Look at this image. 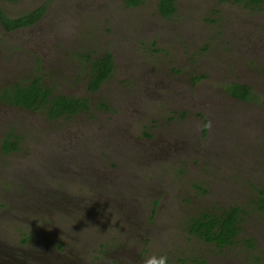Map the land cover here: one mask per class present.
I'll return each mask as SVG.
<instances>
[{"label": "rangeland", "instance_id": "374dc122", "mask_svg": "<svg viewBox=\"0 0 264 264\" xmlns=\"http://www.w3.org/2000/svg\"><path fill=\"white\" fill-rule=\"evenodd\" d=\"M44 1L47 0H32L35 5L20 9H15V6L20 7L22 3L8 6L0 2V5L9 17H15L16 14L45 4ZM230 1L232 3L226 0H177L176 13L165 20L156 13L157 0H144L141 8H125L124 14L118 15L113 21L111 18H114V13L124 9L119 6V0H76V8L81 11L78 31H82L85 40L82 50L93 51L94 55L98 56L104 50L116 48L119 51L117 64L125 67L119 63L126 59L120 50L128 51L131 44H124L128 47L120 45L115 29L128 25L136 18L145 19V16L151 23L140 26L146 27L147 30L132 27V33L128 36V42L136 41L140 44L139 48H144L142 50L145 52L149 51L137 54V58L143 59L145 63L166 60L169 63L165 65L166 68L185 66V69H188L191 66L184 62L188 54L201 58L213 54L212 52L224 45L233 46L235 44L229 39L232 40L231 35L235 32L249 37L247 42L251 45L256 42V36L262 35V41L257 44L264 45V5L257 8L246 1ZM232 16L236 19V27L233 29L231 23H227ZM240 16H249L248 26L243 31L238 23ZM50 17L51 13H47L37 27L45 29L41 36L45 38L44 44L50 37L56 36L50 26ZM150 28H154V33ZM137 30L155 35L150 38L142 32L137 37ZM165 35L168 37L163 40ZM23 41L22 37L4 35L0 27V46L6 49L9 47L7 50L10 51L14 50L15 46H23ZM152 41H156L154 47ZM145 43L147 47L142 45ZM207 47L210 49L207 50ZM28 48L35 54L33 47ZM182 49L185 50V55L182 54ZM203 50L206 51L202 52ZM14 53H17L16 49ZM241 55L238 52L233 55L231 52V59L221 58L215 61L240 65L239 59L235 57ZM5 59L11 58L6 55ZM25 61L27 63L23 64L22 61L19 67H25L22 76L31 79L36 73L35 57ZM251 61L253 60L250 59L249 63ZM263 61L264 58H261L259 65ZM199 62L201 67L203 64L208 66L209 74L217 68L213 63H202L200 59ZM89 63L83 62L84 69ZM73 69L78 70L80 77L82 69ZM192 75L196 74L193 72ZM189 76L184 73L177 76L181 80L171 81L188 85L191 81L187 80ZM121 77L123 75H112L103 92L109 96H94L91 100L93 107L98 106V100L99 103H105L106 99L109 101L113 96L110 92L124 86L125 80H119ZM45 80L49 86L52 82L59 84L56 86V92L65 91L75 97L87 94L86 80L81 78L73 80L69 76L64 80L55 81L46 77ZM4 81L9 83L15 80ZM217 82L218 80H203L199 87L204 83V88L210 89L211 83ZM152 104L155 109L158 108L154 111L155 115L133 111L128 120L122 119V126L127 124V129L137 136V140L142 141L143 131L156 129L158 122L151 120L163 119L158 113L174 116V111L179 109L166 100L156 99ZM200 106H203V103H200ZM242 109L244 108H241L240 112ZM202 110L204 107H200L199 111ZM22 112L20 116L10 114L9 120L10 124L18 127L17 132H20L18 152L2 151L3 141L10 128L7 130L0 125V264H93L98 255L109 260L105 257L108 253L104 254L107 248L110 249L107 252L113 251L116 256L113 260H119L120 264H123L125 256L129 257L127 253L133 257L130 264L138 260L141 254L144 258L136 264H144L145 260L153 255H167L168 264H197L193 262L194 259L199 264H203V260L207 261L206 264H264V212L259 211L255 204L257 189L264 186V163L257 160L260 150L253 148L257 147V143L240 141V136L236 133L237 128H232L228 121L226 128L224 125L219 126L218 116L210 113V129L207 135L201 134L203 121L199 120L201 125L196 135L188 133L191 128L187 127L178 133V139H164L167 135L165 133L157 134L160 141L151 144L145 141L147 150L140 155L143 156V161L151 154L148 160L151 163L137 176L128 174L130 156L126 149L116 155L113 150L95 148L93 159L98 168L102 169L105 175L114 174V181L121 187L129 189L132 186V196L142 194L147 188L154 189L147 197L145 208L147 205L148 208L136 205L134 212H126L123 208L114 206V196H119L117 193L120 189H117L118 192H111L103 178L97 180L93 175L90 176L98 170L95 166L85 161L77 163L65 160L68 154L79 146L75 137L68 136L69 133L61 127V124L65 123L59 120L51 121L42 111L36 112L32 117ZM230 112L232 110H229ZM92 113L96 112L83 114L82 120L86 121ZM96 116L102 120L108 119L103 113ZM236 116L235 114L231 119L233 122L237 121ZM20 118L30 119L28 124H31V129L26 125L23 127ZM150 123L153 129L148 127ZM172 123L169 122V125ZM170 129L172 127L158 132L164 133ZM226 129H231L232 133H226ZM52 133H57V138L53 146H48L47 137ZM189 136L199 139L198 143H193ZM246 137L251 140V136ZM238 143L243 144L244 149L240 148ZM54 157H62L61 159L65 160L66 171L60 170L62 164L50 161ZM242 157L249 163L243 164L238 160ZM122 170L125 173H122ZM86 176L90 178L86 179ZM56 194L71 201L54 197ZM127 202L128 200H121L120 204L125 205ZM68 203L77 204L79 211L77 209L76 212H65ZM83 206L90 208L85 211L81 209ZM231 206H241L244 209L237 244L223 250L190 233L191 218L201 212L220 213Z\"/></svg>", "mask_w": 264, "mask_h": 264}, {"label": "flooded vegetation", "instance_id": "af4514ba", "mask_svg": "<svg viewBox=\"0 0 264 264\" xmlns=\"http://www.w3.org/2000/svg\"><path fill=\"white\" fill-rule=\"evenodd\" d=\"M19 1L20 0H0L1 3L7 4L8 6H15V4L22 3L20 7L16 8L15 6V9L24 8L31 4L35 5V2L32 3V0H21L20 3ZM119 1V6H123L124 9H121V11L118 13H114V18H111V20L113 21L117 19L118 15L124 14L123 11L125 10V8L139 9L144 3L143 0L138 5H130L128 3V0ZM226 1L232 3L230 0ZM235 1L240 3H245L244 1H246L249 5H253L257 8L264 5V0L259 2H251L250 0ZM44 3L45 4L43 5L45 6L38 5L36 7L31 8V10L28 12L23 11L22 14H16L15 17H9L4 8L0 5V8L2 9L4 15L9 19H18L33 12L43 11L38 17H32L28 19L30 22L28 21L27 23L25 22L24 24L15 25L11 27H7L0 16V27L4 35L16 36L19 38L22 37V39L24 40L23 46H15L14 50L10 51L7 50L9 49V47H7L6 49L2 45L0 46V125L4 128H7V130H9L10 128V132L7 134L5 139L12 138L14 141H17L16 149L6 151L3 149V145L5 142L4 139L2 145L3 152H18L20 148V132H17V126H15L13 123L10 124V114H18L20 116L23 113L22 111H24L29 114L28 116L32 117L36 112L42 111L44 115L51 121L59 120L61 123H65V125L61 124V127H64L67 131L66 133H69L68 136H74L76 139V144H79V146L75 148L72 153L68 154V157L65 160L69 162L76 161L77 163H81L80 161H85L95 166L98 170L92 172L90 176L93 175L94 177H96L97 180L103 178L106 182V185H108L111 189V192H118L117 189H120L119 193H117V195L119 196H114V206L123 208V210H125L126 212H134L136 205H138L139 207L144 206L145 208V205L147 204V197L149 196V194H151L153 188H147V190L145 192H142V194L132 196V186H130L129 189H125L123 186L121 187V185H118L117 182L114 181V174L105 175L103 174L104 171L98 168V164L93 159L95 158V153H93L95 148H105L106 151L113 150V153L116 155L126 149L128 151V156H130V164L128 165L130 166V173H128L126 169L124 170H126L128 174L137 176L142 174V172L144 171V167L151 163V161H148L151 158V154L144 158L143 161V156L140 155L141 153H144L145 150H147V148L145 147V141L150 144L157 142L158 140L160 141V138L157 134L163 135L165 133H167V135L164 137V139H178V133L183 132L187 127L191 128L188 133H193L194 135H196L201 125L199 120L203 121L202 128L200 129L201 134L207 135L210 129L209 116L210 113H212L218 116L220 120L219 126L224 125L225 127L226 122L228 121L233 126L232 128H237L236 133L240 136V141L244 140L248 143L249 141H253L254 143H257V147H251L258 148L260 150V155L257 156V160L259 159V161L264 163V61L262 62V64L259 65L261 58H264V45L257 44L262 41V35L256 36V42H253L254 44L251 45L247 42L249 37L245 36L244 34L238 35V32H235L236 30L234 29L233 31L235 32V34H232V40H229L235 45L228 47L224 45L221 49H219V47L218 50L212 52L213 54H209L206 57L201 58L199 56H193L188 54L184 62L189 63L187 66H191L190 68L185 69V66H183L181 68L170 69V67L166 68L165 66L166 64L169 65L166 60H154L156 61V63H145L143 62V59L137 58L138 53L145 52L144 50H142L144 48H139L140 44H138V42L136 43V41L135 43L132 41L128 42V36L132 33V27L137 28L138 30H147L146 27H142L140 25L144 23L150 24L151 20L146 18L147 16H145V19H143L142 17L136 18L131 21L128 25L122 28L115 29L117 37L120 39V41H118L120 45H123V47H128L124 46V44H131L130 49H128V51H125L124 49L120 50V53L124 54L126 57L124 62L119 61V63H122L125 66L121 67V65L117 64L119 51L116 48L113 50H104L103 53L98 56H95V52L93 51L82 50V47L85 45V40L83 39L82 31H78V34L76 36L71 39H65L64 41L58 36H52L48 39V42L44 44L45 38L41 36L42 33H44L45 29L43 27L39 29L37 28L48 13L46 7L47 1H44ZM158 4L159 0H157L156 3V13L162 19L167 20L176 13L177 0H175V11L167 16L163 15L160 12ZM76 11L80 16V9L76 8ZM248 17L249 16H240L238 20L240 29L242 28V31L245 29L246 26H248ZM230 20H228L227 23H231V27L233 29L236 27V19L232 16L230 17ZM150 31L154 33V28H150ZM142 32H144L150 38L155 35L145 31H138L136 36L138 37V35ZM167 37L168 35H165V38H163V40L167 39ZM220 39L221 38H218V40ZM74 43H76V45H74ZM155 43L156 41H152V47H154ZM142 45H145L147 47L146 43ZM29 46L34 48L35 54L29 51ZM15 49L17 50V53H14ZM208 49L210 48L207 47V50ZM232 49L234 50L232 51ZM204 51L206 50H203L202 52ZM148 52L149 51H146L145 53ZM184 52L185 50L182 49V54L185 55ZM231 52H233V55L236 52H238V54H242L239 57H235L239 59L240 65L234 63L221 64L215 61V59L219 60L221 58L224 60L231 59L229 57ZM107 53L112 54V59L114 62L112 71L107 77L102 79L103 81L96 89H90L91 80H97V75H95L94 73L95 63L99 59H103ZM29 54L32 55L29 56ZM6 55H8L11 59H5ZM32 57H35L36 60V73L34 77L28 79V77L22 76V71L23 69H25V67H19V63L23 61L22 63L26 64L27 62L25 60ZM199 59L202 63H213L212 65H216L217 68H215L209 74L210 69L206 64H203V66L201 67ZM250 59L253 61L249 63ZM83 62H90L89 64H86V69H84L83 67ZM119 67L121 68L119 69ZM73 68L82 69L80 77L78 74V70ZM201 69L203 70L200 71ZM27 71H29V69ZM193 72L196 75H192ZM184 73L190 75L189 77H187V80H191L188 85L186 83L182 84L171 81L181 80L177 76L182 75ZM19 75H21V77H19ZM112 75H123V77H121L119 80H125V82H123L124 86H122V88L118 90L114 89L115 91L110 92V94H113V96L111 99H109V101L108 99H106L105 103H99L98 100V106L93 107L91 101L92 98L94 96L98 97L104 95L103 92L106 89V84L112 77ZM69 76L73 80H78L79 78H81L82 80H86V95L75 97L71 94L66 93L65 91L56 92V86H59V84L57 82H52V85L49 86L45 80L47 77L50 80L58 81L64 80ZM4 80L15 81L8 83V81L5 82ZM35 80H40V83L43 84L45 88L51 91L49 99H53L54 96L57 95H62L69 98H77L81 101L85 100L87 106L81 105V107L74 113L67 112L61 116H58L57 118H54L48 115L49 111L47 105H49V103H44L41 105L38 104L37 106L32 107H25L18 103L9 101V93L14 91L15 88L20 85L31 84ZM203 80H218V82L215 84L211 83L210 89H207L204 88V83L202 87H199L200 83ZM234 86H246V96L239 97L234 94L232 90ZM236 90L238 93L242 92L241 89ZM104 96L107 97L109 95L106 94ZM156 99L158 101L166 100L170 105L178 106L179 109L177 111H174V116H167L165 113H158V115L162 116L163 119L155 118L151 120L153 122H158V124L155 125L156 129H153L154 127L151 123L150 125H148V127L153 129L151 131H153L154 133L145 130L143 131V136L141 138L142 141L140 139L137 140V136H135V134L131 133L130 130L127 129V124L122 126V119L125 118L126 120H128L129 117H132L131 113L133 111H136L137 113H145V115H155L154 111H156L158 108L155 109L152 102H156ZM200 103H203V106H200ZM200 107H204V110L199 111ZM241 108H244L242 109V112H240ZM229 110H232V112L229 113ZM92 111L96 113L90 114L86 118V121H83L82 115ZM5 113H7V115H5ZM100 113H103L104 115L108 116V119H99L96 115H99ZM232 113L234 115H237L236 122H233L231 120L232 118H234V115H232ZM29 121L30 119L28 118L27 120L20 118L22 126L25 127L26 125L27 128L31 129V124H28ZM104 122H106V124ZM169 122L173 123L169 125ZM4 125L7 126L5 127ZM219 126L217 128H219ZM167 127H172V129L169 130L170 132H158V130H165L167 129ZM226 133L230 134L232 133V130L230 129L228 131L226 129ZM246 136H251V140L248 139ZM61 137L64 138L63 135ZM253 137L254 139H252ZM56 138L57 133L48 134V143L46 145L53 146V143ZM66 138L69 139L71 137ZM189 139L193 141V143H198L199 141V139L191 136H189ZM238 144L240 148L244 149L243 144ZM247 145L249 144H246V146ZM103 156H105V154H103ZM61 158L54 157L50 161H53L54 164H62L61 167H59L60 170L66 171L67 168L64 165L65 160H62ZM238 160L242 161L243 164L249 163L248 161H245L244 157L238 158ZM50 161H48V163H50ZM128 166L126 167L127 169ZM117 167H115V169ZM134 171L136 172L133 174ZM71 173L72 171H70V174ZM122 173L125 172L122 170ZM90 176H86V179H89ZM257 192L258 196L255 198L256 207L259 209V211L264 212L260 209V198L264 196V186L258 188ZM54 197H62L68 202L71 201L68 198L60 196L59 194H56ZM143 197L145 198L143 199ZM121 200H128V202L127 204L123 205L120 204ZM239 207L241 208L240 212H242L241 221L239 223L240 226L243 219L242 214L244 212V209L241 206ZM89 208V206L81 207V209H85V211H87ZM146 208H148V205L146 206ZM59 209L62 210L61 207H59ZM77 209L79 211V207L77 204L74 205L68 203V206L64 209V211L76 212ZM225 209H223L222 212ZM208 212L214 215L222 213H215L212 211ZM201 214L202 212L195 217H199L201 216ZM240 231L241 227L238 232V235H240ZM238 235L235 238L237 240ZM203 240L208 242L205 239ZM208 243L217 246L216 243ZM228 246L232 245H227L225 247L217 246V248L219 247L224 250L228 248ZM107 250L110 249L107 248L106 250H104V254L108 253L107 256H101L108 257L109 260L101 258L100 255H98L97 261L93 264H120L119 260H113L114 258H116L113 251L107 252ZM126 255L129 257H124L123 264H130L131 259L133 257L130 256L128 253ZM143 258V254H141L138 260L133 261V264L139 263ZM193 262L199 264L196 259H194ZM206 262V260H203V264H206Z\"/></svg>", "mask_w": 264, "mask_h": 264}, {"label": "trees", "instance_id": "16d2710c", "mask_svg": "<svg viewBox=\"0 0 264 264\" xmlns=\"http://www.w3.org/2000/svg\"><path fill=\"white\" fill-rule=\"evenodd\" d=\"M143 0H128L130 5H138ZM251 2H259L262 0H250ZM159 10L163 15L172 14L175 11V0H159ZM43 12V11H42ZM42 12H33L18 19H9L6 17L0 8V16L7 27L27 23L32 17H38ZM30 22V21H29ZM112 54L107 53L103 59H99L95 63L94 73L97 75V80H91L90 89H96L102 79L107 77L113 67ZM246 86H234L233 93L239 97L246 96ZM236 89H241L238 93ZM9 101L18 103L25 107L37 106L38 104L49 103L47 105L49 116L57 118L67 112H76L81 105L87 106L85 100L81 101L77 98H69L62 95L54 96L49 99L51 91L40 83V80H35L31 84L20 85L14 91L9 93ZM17 148V141L12 138L5 139L3 149L10 151ZM260 209L264 211V196L260 198ZM241 208L239 206L225 209L220 214H211L202 212L201 216L193 217L189 221L190 233L207 240L208 242L216 243L219 247L237 244L236 236L240 230L239 223L241 221ZM252 247L254 245H251Z\"/></svg>", "mask_w": 264, "mask_h": 264}, {"label": "clouds", "instance_id": "9594fccd", "mask_svg": "<svg viewBox=\"0 0 264 264\" xmlns=\"http://www.w3.org/2000/svg\"><path fill=\"white\" fill-rule=\"evenodd\" d=\"M47 10L51 13L50 26L56 36L71 39L78 34L81 20L76 11V0H47ZM144 264H168V257L153 255Z\"/></svg>", "mask_w": 264, "mask_h": 264}]
</instances>
